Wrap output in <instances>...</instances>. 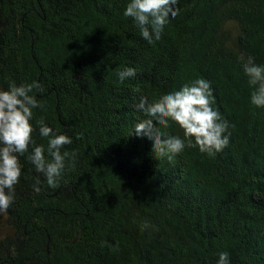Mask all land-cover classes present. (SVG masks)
<instances>
[{"label":"trees","instance_id":"obj_1","mask_svg":"<svg viewBox=\"0 0 264 264\" xmlns=\"http://www.w3.org/2000/svg\"><path fill=\"white\" fill-rule=\"evenodd\" d=\"M125 3L0 0V86L37 80L46 108L33 123L66 133L76 152L55 188L19 158L15 202L0 213V264H216L219 251L231 264H264V108L250 103L237 59L264 63V0H181L151 44ZM125 66L136 75L118 83ZM196 77L211 84L229 144L157 159L136 138L135 106Z\"/></svg>","mask_w":264,"mask_h":264},{"label":"clouds","instance_id":"obj_2","mask_svg":"<svg viewBox=\"0 0 264 264\" xmlns=\"http://www.w3.org/2000/svg\"><path fill=\"white\" fill-rule=\"evenodd\" d=\"M180 2L126 0L122 14L132 19L140 37L151 44L158 42L163 30L175 20ZM237 59L251 89L250 103L264 108V63H256L253 57L243 53ZM135 75L134 68L125 66L116 72L117 82L122 83ZM42 90L35 79L20 84L8 80L7 87L0 86V213H5L15 202L14 186L22 174L20 157L32 165L35 173L43 176V183L49 188L57 187L62 175L74 166L76 152L64 147L72 144V138L50 127L42 117L33 123L34 110L46 108L35 95ZM135 110L143 117L133 126L136 138L148 141L157 159L170 161L185 148L192 147L214 155L229 144L230 124L215 107L211 84L204 78L196 77L178 90L152 101L141 96ZM171 125L182 130V137L169 134ZM37 134L44 143L36 142ZM41 183L39 176L34 178L32 190L39 193ZM142 227L148 225L145 223ZM111 251L118 253L119 247L114 245ZM216 255V264H231L227 251H219Z\"/></svg>","mask_w":264,"mask_h":264},{"label":"rangeland","instance_id":"obj_3","mask_svg":"<svg viewBox=\"0 0 264 264\" xmlns=\"http://www.w3.org/2000/svg\"><path fill=\"white\" fill-rule=\"evenodd\" d=\"M3 223L2 222H0V234H2L3 233V231H4V229H3Z\"/></svg>","mask_w":264,"mask_h":264}]
</instances>
